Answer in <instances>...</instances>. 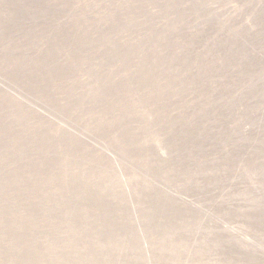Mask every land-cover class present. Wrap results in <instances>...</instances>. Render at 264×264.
Masks as SVG:
<instances>
[{"label": "rangeland", "instance_id": "obj_1", "mask_svg": "<svg viewBox=\"0 0 264 264\" xmlns=\"http://www.w3.org/2000/svg\"><path fill=\"white\" fill-rule=\"evenodd\" d=\"M262 3L0 0V264H264Z\"/></svg>", "mask_w": 264, "mask_h": 264}, {"label": "trees", "instance_id": "obj_2", "mask_svg": "<svg viewBox=\"0 0 264 264\" xmlns=\"http://www.w3.org/2000/svg\"><path fill=\"white\" fill-rule=\"evenodd\" d=\"M196 2H198V4L199 5H201V0H195ZM238 5L239 4H237L236 5V8L238 9ZM264 8V0H263V3L262 4H260V5H258V7H257V10H256V12L259 10V9H263ZM242 9H243V7H240L239 8V12H238V14L240 15V14H242L243 12H242ZM263 12H264V9L262 10ZM256 12H254V13H256ZM212 18L216 21V19H217V17H216V15L215 14H213L212 15ZM223 28L227 31V33H228V31H229V29H228V24H223ZM249 51H251L252 49H248ZM256 60H257V57H256Z\"/></svg>", "mask_w": 264, "mask_h": 264}]
</instances>
